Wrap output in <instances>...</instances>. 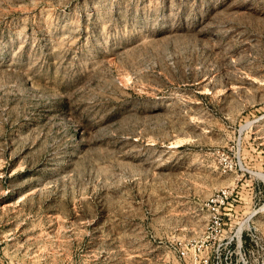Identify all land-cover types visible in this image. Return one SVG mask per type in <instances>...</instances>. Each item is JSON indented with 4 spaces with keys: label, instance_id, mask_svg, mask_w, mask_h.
Here are the masks:
<instances>
[{
    "label": "rangeland",
    "instance_id": "obj_1",
    "mask_svg": "<svg viewBox=\"0 0 264 264\" xmlns=\"http://www.w3.org/2000/svg\"><path fill=\"white\" fill-rule=\"evenodd\" d=\"M0 264H264V0H0Z\"/></svg>",
    "mask_w": 264,
    "mask_h": 264
},
{
    "label": "built area",
    "instance_id": "obj_2",
    "mask_svg": "<svg viewBox=\"0 0 264 264\" xmlns=\"http://www.w3.org/2000/svg\"><path fill=\"white\" fill-rule=\"evenodd\" d=\"M228 192L226 190H220L219 192H217L215 194V196H213L212 198V202L214 203H218V204H224V202L228 199ZM213 224L215 226H219L218 220L215 219V221L213 222Z\"/></svg>",
    "mask_w": 264,
    "mask_h": 264
}]
</instances>
